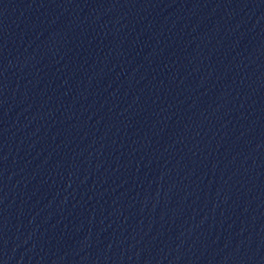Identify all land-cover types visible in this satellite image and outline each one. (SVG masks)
I'll list each match as a JSON object with an SVG mask.
<instances>
[{"label":"water","instance_id":"water-1","mask_svg":"<svg viewBox=\"0 0 264 264\" xmlns=\"http://www.w3.org/2000/svg\"><path fill=\"white\" fill-rule=\"evenodd\" d=\"M0 264H264V0H0Z\"/></svg>","mask_w":264,"mask_h":264}]
</instances>
